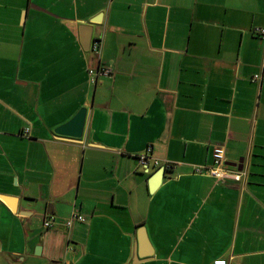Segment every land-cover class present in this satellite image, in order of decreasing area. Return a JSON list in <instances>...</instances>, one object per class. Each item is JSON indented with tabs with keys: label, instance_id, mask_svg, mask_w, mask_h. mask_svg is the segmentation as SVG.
<instances>
[{
	"label": "crops",
	"instance_id": "1",
	"mask_svg": "<svg viewBox=\"0 0 264 264\" xmlns=\"http://www.w3.org/2000/svg\"><path fill=\"white\" fill-rule=\"evenodd\" d=\"M263 27L264 0H0V264H264ZM215 147L238 183L194 173Z\"/></svg>",
	"mask_w": 264,
	"mask_h": 264
},
{
	"label": "built area",
	"instance_id": "2",
	"mask_svg": "<svg viewBox=\"0 0 264 264\" xmlns=\"http://www.w3.org/2000/svg\"><path fill=\"white\" fill-rule=\"evenodd\" d=\"M254 35L261 37L264 39V27L256 28L252 32ZM89 50L94 55V57L100 61L102 55V40L99 38L92 39L91 44L89 46ZM114 74V68L110 65H99L95 69H88V84L95 85L97 79L102 76H112ZM259 76L254 77V81H257ZM30 129L26 128L23 132L25 137L29 136ZM224 148L223 147H215L213 149V165L205 171L203 167L196 166L194 168V173L198 175H206L214 180H232L235 183H238L241 179L240 174H233L232 176L228 175L225 172V159H224ZM151 153V146H148L143 153L137 156V163L139 167H142L146 173L149 171V154ZM152 165L154 167H159V162L157 160H152ZM169 165H161L162 168H167ZM54 218H45L43 221L44 228H50L53 226ZM85 222V217L73 212L68 219L63 221V226L67 229H71L75 223H83ZM214 264H227L224 260H217Z\"/></svg>",
	"mask_w": 264,
	"mask_h": 264
},
{
	"label": "water",
	"instance_id": "3",
	"mask_svg": "<svg viewBox=\"0 0 264 264\" xmlns=\"http://www.w3.org/2000/svg\"><path fill=\"white\" fill-rule=\"evenodd\" d=\"M97 20H93L89 25H81L80 26V43L85 51L89 50V46L92 41V24L96 23ZM87 117V109H80L76 115L70 119L64 125L55 129L54 134L63 137L69 138L73 140H80L84 135L85 124ZM165 169L160 168L155 175L149 181V186L151 190L162 181L165 175ZM137 260H143L145 258H149L151 256L150 251L147 249V242L144 236V229L140 228V232L138 235V243L135 252Z\"/></svg>",
	"mask_w": 264,
	"mask_h": 264
}]
</instances>
